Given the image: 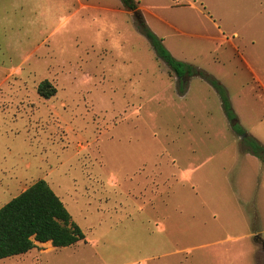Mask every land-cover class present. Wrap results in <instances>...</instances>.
<instances>
[{
	"label": "rangeland",
	"instance_id": "obj_1",
	"mask_svg": "<svg viewBox=\"0 0 264 264\" xmlns=\"http://www.w3.org/2000/svg\"><path fill=\"white\" fill-rule=\"evenodd\" d=\"M135 1L264 145V89L239 57L210 62L211 1ZM178 83L120 0H0V208L44 180L85 235L0 264H264V166L207 83L186 79L183 96Z\"/></svg>",
	"mask_w": 264,
	"mask_h": 264
},
{
	"label": "trees",
	"instance_id": "obj_2",
	"mask_svg": "<svg viewBox=\"0 0 264 264\" xmlns=\"http://www.w3.org/2000/svg\"><path fill=\"white\" fill-rule=\"evenodd\" d=\"M124 9L134 13L137 30L147 39L158 59L178 79V91L186 93L185 80L197 77L207 83L218 95L221 108L231 128L238 135L245 130L238 124L225 87L209 73L176 60L163 45V40L147 27L138 11L135 0H120ZM56 90L47 81L41 82L37 93L49 99ZM244 152L257 158L264 166V145L255 138L247 136L242 141ZM85 235L72 221L62 200L53 192L44 180H39L11 199L0 208V261L22 256L33 249L36 243H50L56 249L66 248L84 241Z\"/></svg>",
	"mask_w": 264,
	"mask_h": 264
},
{
	"label": "crops",
	"instance_id": "obj_3",
	"mask_svg": "<svg viewBox=\"0 0 264 264\" xmlns=\"http://www.w3.org/2000/svg\"><path fill=\"white\" fill-rule=\"evenodd\" d=\"M189 1L190 0H176L174 6L182 7L184 9L195 8L200 11L195 5L191 4V6L189 3H185ZM200 1L207 2L208 0ZM210 1V3H205L206 8L209 11V13H206L205 15L209 16L208 14H210L209 18L212 21V26L215 30V36L213 38L215 45L210 54V62L215 66H220L223 65L224 61L228 60V58L232 59L235 56L239 57L248 73L252 76L249 85L251 92H255V87L258 89L259 86L264 89V79L260 76L262 69L259 67H261V65L258 63L255 68L246 56L249 55L250 58L254 57L255 60H262L264 58V0ZM202 11H205V8H202L201 12ZM171 28L176 30L174 27ZM151 31L157 36L153 30ZM240 49H243V53H241ZM219 82L225 87L221 81ZM245 156L252 157L249 154H246ZM48 244L50 247L49 249L52 252L56 250V248L52 247L50 243H36V246L42 247ZM32 251L25 255H30ZM25 255L16 256L13 257V259L17 258L20 260L21 257Z\"/></svg>",
	"mask_w": 264,
	"mask_h": 264
},
{
	"label": "water",
	"instance_id": "obj_4",
	"mask_svg": "<svg viewBox=\"0 0 264 264\" xmlns=\"http://www.w3.org/2000/svg\"><path fill=\"white\" fill-rule=\"evenodd\" d=\"M245 137H247L246 134H243V135L240 136L241 139H243V138H245Z\"/></svg>",
	"mask_w": 264,
	"mask_h": 264
}]
</instances>
